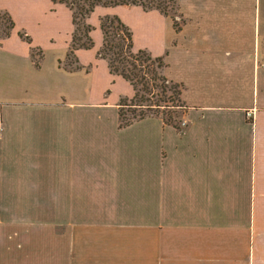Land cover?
Segmentation results:
<instances>
[{
	"label": "crops",
	"instance_id": "obj_1",
	"mask_svg": "<svg viewBox=\"0 0 264 264\" xmlns=\"http://www.w3.org/2000/svg\"><path fill=\"white\" fill-rule=\"evenodd\" d=\"M35 1L0 0L14 23L0 36V264H264V0H175L178 29L157 11L98 6L74 71L70 11L45 0L69 14L59 49L57 16H36ZM126 8L152 49L135 46ZM99 16L163 59L184 129L119 127L134 90L97 57Z\"/></svg>",
	"mask_w": 264,
	"mask_h": 264
},
{
	"label": "trees",
	"instance_id": "obj_2",
	"mask_svg": "<svg viewBox=\"0 0 264 264\" xmlns=\"http://www.w3.org/2000/svg\"><path fill=\"white\" fill-rule=\"evenodd\" d=\"M54 4L64 5L71 13L73 33L70 46L66 54L65 63L68 70L74 71L81 67L75 58L74 51L77 49L89 50L93 47V41L90 38V32L93 27L87 23L88 18L94 12L95 8L100 7H116V6H136L140 7L144 12L157 11L161 15L169 16L176 22L170 12L173 4L176 6L175 0H50ZM1 21L8 22L7 26L0 25V36L8 37L10 31L14 27V23L7 13H0ZM99 28L102 33V46L97 53V57L103 59L107 63L110 74L121 77L128 82L133 90L134 95L130 99H121L118 104V125L124 128L134 122L143 120L148 117H160L165 124L174 126L179 130L178 125L172 120L171 116H162L159 109L169 108L170 111L175 108L183 109L180 103L181 88L180 85L168 81L162 74L165 66L161 57H152L147 51L135 50L132 41V33L117 16H101L99 18ZM19 37L31 43V40L24 33H19ZM38 64V63H36ZM73 65V67H72ZM142 88V93L138 90ZM153 90H157L161 95L165 96L170 91L168 101L171 106L152 104L149 98L144 94L153 95ZM170 99V100H169ZM147 102V105L143 103ZM181 105H178V104ZM155 108V111L153 109ZM124 109H136L139 111H131L132 117L127 118ZM169 114V113H168Z\"/></svg>",
	"mask_w": 264,
	"mask_h": 264
},
{
	"label": "rangeland",
	"instance_id": "obj_3",
	"mask_svg": "<svg viewBox=\"0 0 264 264\" xmlns=\"http://www.w3.org/2000/svg\"><path fill=\"white\" fill-rule=\"evenodd\" d=\"M47 1L45 0H37L34 2V8H35V11H36V16H57V17H50L49 18V23L52 24V23H56L58 25V32L55 36V42H56V47L61 49L63 48V44L65 42V37H66V32L68 31V28H69V22L67 21L68 20V12H65L64 10L60 9L59 12L57 14H47V8H48V2L46 3ZM65 9V8H64ZM172 13V16L174 18V20H176V27L179 26V24L182 21V19H179L180 17V11L177 10V6H175L173 4V9L170 11ZM123 16H127L128 19L130 20V22L134 25V29H135V34H134V37H135V46L136 47H142L143 43L146 42L148 43V47H150L151 49L153 48V46L151 45L152 44V41L149 42V40L147 41V39H144L143 35H142V25H145V22L142 18H140L138 16V14L136 12L132 13V12H127V8L124 9L123 12H121ZM92 15V14H91ZM89 17V19L91 20V22H93L95 20V18H97V16H91ZM35 16V15H34ZM100 17V16H99ZM98 17V18H99ZM89 22V21H87ZM8 22L2 20L1 21V17H0V25L2 26H7ZM90 24V23H88ZM137 28H139L138 32H137ZM74 29V28H73ZM73 33V32H72ZM72 37V36H71ZM91 38V37H90ZM92 39V38H91ZM93 41V40H92ZM71 42V41H70ZM134 43V42H133ZM150 43V44H149ZM93 45H94V42H93ZM70 46V44H69ZM69 49V48H68ZM136 50V49H135ZM38 58H36L35 60L38 62L37 60ZM63 65L68 68V65L65 63V61L63 62ZM73 67V65H72ZM138 90L140 91L139 94H141L143 91H142V88L141 87H138ZM153 95H149V94H144V96L146 98H149L150 102L152 104H158V105H167V106H171L172 103H170L168 101V98L170 95H172L169 92H167L165 94V96L161 95L157 90H153ZM143 94V93H142ZM170 100V99H169ZM182 104V102H180ZM178 104V105H181V104ZM144 105H147L148 103L145 102L143 103ZM183 105V104H182ZM169 108H166V109H163V107L161 109H159V114L162 116V113L165 112V116L164 117H168V115L171 116L172 120L175 121L176 125H178L179 127V130H182L184 129V127L186 126V122L183 118V113H184V108L183 109H180V108H175V109H172L170 111H167ZM124 110H128L126 112V117L127 118H131L132 117V113L131 111L135 110V111H139V110H136V109H124ZM153 111H155V108L153 109ZM169 113V114H168ZM155 117V116H153ZM150 118V117H148ZM160 118V117H159ZM248 118V117H247ZM146 119V118H145ZM161 119V118H160ZM251 119V118H249ZM144 120V119H143ZM162 120V119H161ZM141 121V120H140ZM163 121V120H162ZM139 122V121H137ZM137 122H134V123H137ZM164 123V121H163ZM165 124V123H164ZM168 125V124H166Z\"/></svg>",
	"mask_w": 264,
	"mask_h": 264
},
{
	"label": "built area",
	"instance_id": "obj_4",
	"mask_svg": "<svg viewBox=\"0 0 264 264\" xmlns=\"http://www.w3.org/2000/svg\"><path fill=\"white\" fill-rule=\"evenodd\" d=\"M246 116H247L248 118H251V117H252V113L247 112V113H246ZM0 131H1V127H0Z\"/></svg>",
	"mask_w": 264,
	"mask_h": 264
}]
</instances>
